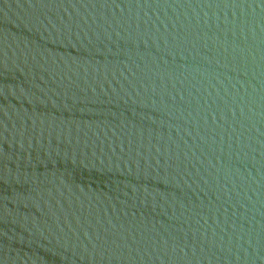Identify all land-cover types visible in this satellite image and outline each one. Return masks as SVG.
Returning <instances> with one entry per match:
<instances>
[{"label": "water", "instance_id": "95a60500", "mask_svg": "<svg viewBox=\"0 0 264 264\" xmlns=\"http://www.w3.org/2000/svg\"><path fill=\"white\" fill-rule=\"evenodd\" d=\"M0 264H264V0H0Z\"/></svg>", "mask_w": 264, "mask_h": 264}]
</instances>
